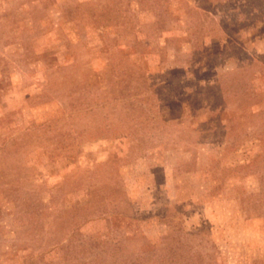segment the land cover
Segmentation results:
<instances>
[{
  "label": "rangeland",
  "instance_id": "obj_1",
  "mask_svg": "<svg viewBox=\"0 0 264 264\" xmlns=\"http://www.w3.org/2000/svg\"><path fill=\"white\" fill-rule=\"evenodd\" d=\"M0 264H264V0H0Z\"/></svg>",
  "mask_w": 264,
  "mask_h": 264
},
{
  "label": "trees",
  "instance_id": "obj_2",
  "mask_svg": "<svg viewBox=\"0 0 264 264\" xmlns=\"http://www.w3.org/2000/svg\"><path fill=\"white\" fill-rule=\"evenodd\" d=\"M228 27L229 26H224V30H226V32L224 33L225 34V36H226V38L228 39V38H230L231 37V35H230V33H228L230 30L228 29ZM222 28V27H221ZM222 40L219 38V37H216L215 38V40L214 41H212V43H210V44H208V45H206V50L205 51H207V53H217L221 48L218 46V45H222ZM219 43V44H218ZM216 46V47H215ZM224 47V46H223ZM193 61H191L190 62V66L192 67V66H194L195 68L194 69H198L197 67H201V68H203L204 66H206V65H208L210 62H208L207 60H205V59H200L199 60V62L197 63V62H193ZM210 65V64H209ZM193 73H196V72H193Z\"/></svg>",
  "mask_w": 264,
  "mask_h": 264
}]
</instances>
